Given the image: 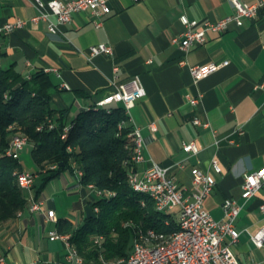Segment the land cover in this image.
I'll return each instance as SVG.
<instances>
[{"label":"crops","instance_id":"crops-1","mask_svg":"<svg viewBox=\"0 0 264 264\" xmlns=\"http://www.w3.org/2000/svg\"><path fill=\"white\" fill-rule=\"evenodd\" d=\"M107 5L99 27L90 13L79 11L59 25L56 34L44 22H28L1 34L5 55L0 65L13 66L26 78L36 71L47 73L54 85V107L69 110L71 117L112 94L115 84L139 76L146 95L127 110L144 140V160L136 163L137 170L142 173L154 163L169 169L185 196L193 191L192 169L208 174L215 186L204 209L224 220L223 202L237 201L242 210L234 224L240 236L231 249L240 264H264V245L257 247L249 234L264 228V189L242 198L244 175L264 166V8L243 26L208 32L203 45L183 50L172 42L184 37L180 18L196 20L200 28L206 20L234 14L231 0H107ZM36 13L33 0H0V26L28 21ZM99 43L110 45L113 53L90 56V47ZM225 61L227 65L197 81L189 70L191 65ZM195 118L202 124H194ZM190 142L198 147L196 154L183 150ZM214 158L220 173L211 165ZM22 169L37 173L33 192L44 209L32 212L28 202L17 217L0 223V258L7 264H67L64 241L51 240L50 232L71 235L82 225L94 193L69 171L41 187L45 170L40 173L38 166L39 171H29L23 164ZM49 210L55 212L56 222L46 219ZM172 214L178 221V210Z\"/></svg>","mask_w":264,"mask_h":264},{"label":"trees","instance_id":"trees-1","mask_svg":"<svg viewBox=\"0 0 264 264\" xmlns=\"http://www.w3.org/2000/svg\"><path fill=\"white\" fill-rule=\"evenodd\" d=\"M4 55L0 47V60ZM53 88L44 71L26 78L13 66L0 65V223L17 217L29 202L18 183L21 161L6 154L11 136L18 134L33 145L32 158L41 167L39 172H47L41 187L65 171L76 176L80 171L77 177L82 185L93 184L112 193L102 197L94 193L82 225L71 232V242L84 261L128 257L139 229L175 231V216L158 211L149 195L129 184V173L137 168L130 137L134 126L124 106L93 105L71 117L69 110L54 107Z\"/></svg>","mask_w":264,"mask_h":264},{"label":"built area","instance_id":"built-area-1","mask_svg":"<svg viewBox=\"0 0 264 264\" xmlns=\"http://www.w3.org/2000/svg\"><path fill=\"white\" fill-rule=\"evenodd\" d=\"M231 2L235 8L234 14L216 21L206 20L200 28H196L198 21L182 16L180 20L186 27L184 37L180 41L177 38H173L172 42H179L183 50H187L191 46L203 45L207 41L208 32L222 33L227 31L232 25L243 26L246 18H255L259 11L264 8V0H259L253 4L240 0H231ZM33 3L37 9V13L33 17L28 21L18 19L13 23L1 25L0 35H8L28 22H44L48 31L56 34L58 26L69 23L72 20V15L79 11L90 13L95 18V26L99 27L102 24V16L108 10L107 0H51L46 3L42 0H33ZM112 53V47L105 43L93 45L89 51L92 57ZM184 64L185 61H181V65ZM227 64L228 62L225 61L222 64L191 65L189 70L194 80L197 81L208 77L221 66ZM115 70L117 71L118 68L115 67ZM145 95L146 91L139 76H134L127 82L115 84V91L98 103L107 107L119 103L124 106L125 110H130L131 106ZM191 101L192 103H197L198 99H192ZM193 123L196 125L202 124L198 118H195ZM151 128L155 129L153 125ZM132 133L137 134L138 139V156H135L133 160L139 163L144 160V140L138 127H134ZM28 142L27 136L14 135L10 140L6 154L18 157L19 152L28 145ZM183 150L187 153L196 154L198 147L193 142L184 143ZM211 165L217 173L221 172L217 159L214 158L211 161ZM50 168L54 169L56 165H51ZM132 173L136 184L153 190V195L158 199L161 208L178 210V223L182 224L181 243L176 244L171 250L143 253L134 245L133 240L132 250L128 257L115 258L109 261L102 259L101 262L96 264H240L231 249V245L236 243L240 236V232L235 228L234 223L242 210V206L234 199H226L223 202L224 220L214 219L203 207L205 198L215 186V181L208 174L198 168L192 169L193 191L191 196H185L183 190L169 176V169L163 168L156 163L142 173L138 170L132 171ZM77 176L80 177V171H77ZM36 178L37 173L27 171L18 173L20 187L29 193L30 211L42 212L44 203L37 200L33 192ZM87 188L98 197L106 195L93 184H89ZM261 189H264V166L257 171L244 175L242 198L245 200L250 199ZM261 210L264 211V202L261 205ZM45 217L49 221H54L57 216L54 211L49 210L46 212ZM249 234L257 247L264 245V228ZM154 235L156 233H153ZM226 237L230 238L228 242ZM50 239H61L64 241L67 249L65 256L67 264L85 263L79 252L73 250L70 234L52 231L50 232ZM0 264H7L4 258H0Z\"/></svg>","mask_w":264,"mask_h":264},{"label":"bare ground","instance_id":"bare-ground-1","mask_svg":"<svg viewBox=\"0 0 264 264\" xmlns=\"http://www.w3.org/2000/svg\"><path fill=\"white\" fill-rule=\"evenodd\" d=\"M96 108H102L107 106H104L100 103H96L95 105ZM126 113L128 114L127 110ZM64 137V135H63ZM130 137L132 138V141L134 143V157L138 156V139H137V134L131 133ZM82 175V172H80V176ZM129 184L133 188V190L147 194L153 199V202L155 203L154 206H156V209L158 211L166 212V213H174L175 209L173 208H161L159 206L158 199L156 198L155 195H153V190H150L145 187H140V185L135 183V178L134 174L132 172L129 173ZM103 194H111L109 191H104L102 190ZM97 211V209H96ZM56 218L54 219L53 222H56ZM173 230V229H172ZM153 233H156V235L153 236ZM181 238H182V224L178 223V228L169 233V234H164V233H159L156 232L153 229H148V230H137L136 231V236L134 238V245L141 250L143 253H152L156 252L159 250H171L174 248L176 244L181 243ZM73 250L78 251L77 248L73 245ZM131 251V250H130ZM127 257V256H126Z\"/></svg>","mask_w":264,"mask_h":264},{"label":"rangeland","instance_id":"rangeland-1","mask_svg":"<svg viewBox=\"0 0 264 264\" xmlns=\"http://www.w3.org/2000/svg\"><path fill=\"white\" fill-rule=\"evenodd\" d=\"M14 135H18V134H14ZM14 135H12L11 138ZM32 148H33V145L30 142H28V145L24 148L23 151L19 152L18 156H19L20 161L23 164L24 168L28 169L29 171L37 172L39 170H38L37 164L34 162V160L32 158ZM37 181L39 183L40 179ZM70 204H71V202H70Z\"/></svg>","mask_w":264,"mask_h":264}]
</instances>
